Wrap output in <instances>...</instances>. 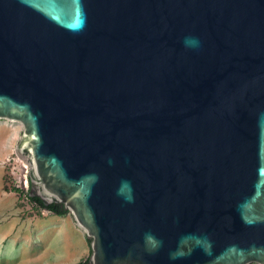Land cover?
<instances>
[{"label": "water", "instance_id": "1", "mask_svg": "<svg viewBox=\"0 0 264 264\" xmlns=\"http://www.w3.org/2000/svg\"><path fill=\"white\" fill-rule=\"evenodd\" d=\"M0 120L88 264H264V0H0Z\"/></svg>", "mask_w": 264, "mask_h": 264}, {"label": "crops", "instance_id": "2", "mask_svg": "<svg viewBox=\"0 0 264 264\" xmlns=\"http://www.w3.org/2000/svg\"><path fill=\"white\" fill-rule=\"evenodd\" d=\"M15 146L16 133L0 123V241L8 239L15 246L19 238L25 249L40 247V260L45 264H78L85 260L90 251L89 241L69 214L17 217L16 197L5 190L2 164Z\"/></svg>", "mask_w": 264, "mask_h": 264}, {"label": "rangeland", "instance_id": "3", "mask_svg": "<svg viewBox=\"0 0 264 264\" xmlns=\"http://www.w3.org/2000/svg\"><path fill=\"white\" fill-rule=\"evenodd\" d=\"M0 123L4 125L6 129H10L11 131L16 133V144L20 139V136L22 134L23 126L19 122H13L8 120H0ZM4 167V166H3ZM4 182H5V190L9 193L10 186H11V180L9 178V175L7 173V169L4 167ZM16 197V209H17V217L18 218H30L31 215H28L26 213L21 212V207L23 206V203H21L18 196ZM23 239V238H22ZM24 242L23 240H20L18 238V241L16 245H12L8 242V239H6L4 242L0 241V264H45L40 260V254H42L40 247H34V248H24ZM90 247V245H89ZM90 251L88 253L89 257ZM53 263L54 260H51Z\"/></svg>", "mask_w": 264, "mask_h": 264}, {"label": "built area", "instance_id": "4", "mask_svg": "<svg viewBox=\"0 0 264 264\" xmlns=\"http://www.w3.org/2000/svg\"><path fill=\"white\" fill-rule=\"evenodd\" d=\"M3 166L7 169V173L11 180L9 193L18 196L23 206L21 212L31 215V217H44L52 214L49 210L44 209L35 201L26 196L25 191L28 190L29 169L27 164L22 161L13 152L9 157L4 159Z\"/></svg>", "mask_w": 264, "mask_h": 264}, {"label": "trees", "instance_id": "5", "mask_svg": "<svg viewBox=\"0 0 264 264\" xmlns=\"http://www.w3.org/2000/svg\"><path fill=\"white\" fill-rule=\"evenodd\" d=\"M33 201H35L36 203H38L41 207L49 210L52 214H56V215H66L68 214V212L59 204H50L48 206H45L44 203L42 202L41 199L39 198H32ZM88 258H86L85 260L79 262L78 264H88Z\"/></svg>", "mask_w": 264, "mask_h": 264}, {"label": "clouds", "instance_id": "6", "mask_svg": "<svg viewBox=\"0 0 264 264\" xmlns=\"http://www.w3.org/2000/svg\"><path fill=\"white\" fill-rule=\"evenodd\" d=\"M198 41L195 39V38H186L185 39V46L186 47H198ZM129 188H130V185H129Z\"/></svg>", "mask_w": 264, "mask_h": 264}]
</instances>
